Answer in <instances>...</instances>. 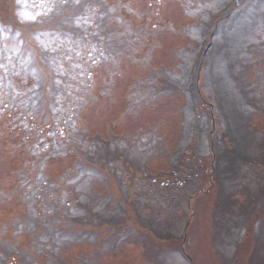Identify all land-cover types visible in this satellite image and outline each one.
<instances>
[{
    "label": "rangeland",
    "instance_id": "374dc122",
    "mask_svg": "<svg viewBox=\"0 0 264 264\" xmlns=\"http://www.w3.org/2000/svg\"><path fill=\"white\" fill-rule=\"evenodd\" d=\"M206 2L0 0V264H264V0Z\"/></svg>",
    "mask_w": 264,
    "mask_h": 264
},
{
    "label": "snow or ice",
    "instance_id": "6c2138e0",
    "mask_svg": "<svg viewBox=\"0 0 264 264\" xmlns=\"http://www.w3.org/2000/svg\"><path fill=\"white\" fill-rule=\"evenodd\" d=\"M223 0H208V2L200 5V8L197 9V12L202 9H215L218 7L220 3H222ZM18 3L22 6V10L19 12V16L23 21L27 22H36V23H42L43 20H37L38 16H47L49 13L56 12L59 14V12L65 8L66 5L69 4V0H41L42 3V12L38 13H32L30 11H27V0H18ZM72 6H78L80 4V0H71ZM197 12H189V15H196ZM77 25L81 24H90L91 19L89 14H84L81 16H78L76 18ZM0 31H3L2 28H0ZM17 36H19V33H16ZM43 35L42 33H37L35 35L36 40H40V36ZM195 38V37H194ZM42 46H45L42 44ZM0 67H3V65H0Z\"/></svg>",
    "mask_w": 264,
    "mask_h": 264
}]
</instances>
